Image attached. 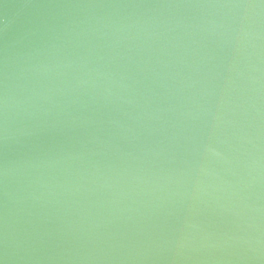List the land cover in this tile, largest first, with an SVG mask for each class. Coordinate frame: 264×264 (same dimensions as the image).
I'll use <instances>...</instances> for the list:
<instances>
[{
  "label": "water",
  "instance_id": "95a60500",
  "mask_svg": "<svg viewBox=\"0 0 264 264\" xmlns=\"http://www.w3.org/2000/svg\"><path fill=\"white\" fill-rule=\"evenodd\" d=\"M0 264H264V0H0Z\"/></svg>",
  "mask_w": 264,
  "mask_h": 264
}]
</instances>
